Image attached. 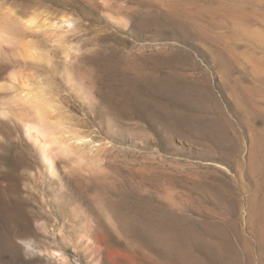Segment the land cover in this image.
I'll return each mask as SVG.
<instances>
[{
  "label": "rangeland",
  "instance_id": "obj_1",
  "mask_svg": "<svg viewBox=\"0 0 264 264\" xmlns=\"http://www.w3.org/2000/svg\"><path fill=\"white\" fill-rule=\"evenodd\" d=\"M4 1L74 17L73 80L37 67L104 161L54 174L1 115L0 264H264V0Z\"/></svg>",
  "mask_w": 264,
  "mask_h": 264
},
{
  "label": "bare ground",
  "instance_id": "obj_2",
  "mask_svg": "<svg viewBox=\"0 0 264 264\" xmlns=\"http://www.w3.org/2000/svg\"><path fill=\"white\" fill-rule=\"evenodd\" d=\"M38 6L20 10L13 3L0 0V47L8 44L5 51L16 58L0 75V91L5 87L16 91L10 99L0 95V116H8L13 104L28 106L32 116L22 119L23 125L38 141L44 164L54 174V150L72 164L100 165L102 156L95 159L96 152L87 135L68 126L70 119L57 102L53 81L37 67L40 62L51 63V51L59 50L68 80H73L68 71L75 66L80 47L68 42L65 31L71 28L74 17ZM250 33L260 35L259 30ZM259 39L264 43V38Z\"/></svg>",
  "mask_w": 264,
  "mask_h": 264
}]
</instances>
